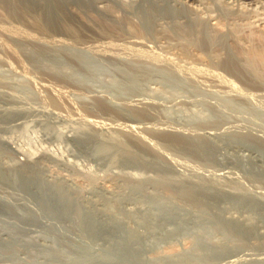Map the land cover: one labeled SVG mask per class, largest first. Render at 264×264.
<instances>
[{
	"label": "rangeland",
	"instance_id": "374dc122",
	"mask_svg": "<svg viewBox=\"0 0 264 264\" xmlns=\"http://www.w3.org/2000/svg\"><path fill=\"white\" fill-rule=\"evenodd\" d=\"M135 4V0H103L95 5L73 1L50 22L38 6L0 0V162L5 166L40 165L47 181L65 183L78 194L105 193L108 202L123 208L130 228L138 212L165 216L173 204L191 211L206 210L209 225L217 228V240L264 249V153L255 151L263 155L256 163L250 160L255 154L248 157L246 152L233 153L232 161L216 163L187 152L169 135L171 131L201 135L205 122L231 118V124L219 129L221 138L228 141L242 136L239 140L252 141L250 134L264 127V96L251 93L235 80L234 87L227 84L231 78L227 79L221 62L222 55L229 53L249 71L251 79H264L263 60L251 55L264 51V5L241 6L226 18L210 21L208 15L218 5L202 0L195 7L188 6L196 29L192 34L170 20L145 27ZM176 22L183 25L185 19ZM202 36L206 44L199 46ZM66 53H72L71 58ZM78 56L91 62L92 68L74 66ZM121 57L127 65L142 66L143 71L129 72L121 65ZM132 84L138 98L131 102L132 94L127 97L126 92ZM231 90L243 96L231 99ZM244 92L249 97L246 100ZM258 116L262 124L256 125ZM241 127L247 130L242 128V132ZM258 145L264 150V144ZM158 160L167 161L170 167L159 166ZM200 188L225 194L221 200L200 197L196 193ZM0 191V257L7 264H65L58 255L73 257V246L65 241L67 234L59 235L52 225L41 226L40 219H30L21 200L23 191L9 185H2ZM121 197L133 203H120ZM30 199L29 209H36V199ZM240 201L252 204L239 208ZM155 203L162 208L156 209ZM222 210L227 212V221L239 219L262 227L263 236L230 232L226 220L216 224ZM75 222L68 223L69 230L78 235L83 226ZM193 240L185 235L148 256L177 255L190 249ZM11 245L23 255L16 256Z\"/></svg>",
	"mask_w": 264,
	"mask_h": 264
},
{
	"label": "bare ground",
	"instance_id": "6f19581e",
	"mask_svg": "<svg viewBox=\"0 0 264 264\" xmlns=\"http://www.w3.org/2000/svg\"><path fill=\"white\" fill-rule=\"evenodd\" d=\"M16 1L27 5H33V7L34 6L40 7L42 14L44 15V17H46L45 19H48L50 22H53L57 20V17L59 16L60 13L59 11L66 10L70 2L76 1L85 5L87 4L95 5V2L99 3L103 0H5L7 4H14V2ZM135 1H137V5L135 4L137 6V7L135 6L136 14L142 18L143 24L146 25L145 27L148 26V28L150 27L153 28L155 25H158L159 22L161 21L163 22L166 20L167 21L170 20L172 24L175 22L174 23L175 25L176 24L178 26L180 25L181 27L179 26V28H183V29L185 28L187 30L186 31L187 33L189 32L195 34L196 29L194 30V27H192L194 25L192 19L191 18L189 19V14L187 10L190 8V7L188 8V6H192L193 4H198V3L201 4L202 0H135ZM209 1L218 5L214 11L215 13L208 15V20L210 21H216L220 19V17H225V15L230 11L232 12L237 11L238 7H239L238 10H240L241 6L245 7V5L247 6L251 5L252 7V5H255L256 7V5L259 6L264 5V0H209ZM178 19H183V20L185 19L184 24L182 25L181 23L183 22L181 21H179L181 23L178 24L176 22V20ZM174 24L173 26H175ZM203 39H205L203 38V36L201 39L199 38L198 41L202 43V44L200 43L199 46L206 44V42H203ZM252 53L255 56V58L257 57L263 60V62L261 60L260 62H262L261 64H264V51H260V50L259 52L253 51L251 52V55ZM66 54L68 57L71 58L72 53H66ZM222 56H224V58L222 59L220 58V59L222 65L224 66V70H226L225 73H227L226 75H228L227 79L231 78V80L229 79L230 81L227 84H230L231 86L233 85L232 87H234L235 84H232L233 82L232 80H235L236 82H239L242 85V87L246 86L248 87V89H251L252 91L249 90L251 93L254 91V93L257 92V94L260 93V95L264 96V79H262V77H261L262 80L259 79L260 80L259 82L254 81L253 79L250 78L251 76L250 77L248 76L247 73L249 71L246 72V70L242 66H240L241 64H239L238 61L234 59L231 54L227 53ZM82 59L83 58L81 56H78L73 61L74 66L76 65L81 69L92 68L93 64L91 62H87V61L83 62ZM120 60H121V65L126 67L129 70V72L143 71L142 66L127 65V62L125 63V61H123V58ZM225 78H223V81ZM226 80L225 83L228 81ZM75 81L80 84L82 83L78 79H75ZM221 83L223 84V82ZM223 86H221V88ZM227 86L229 87V85ZM129 87L130 90H128L129 91L128 94L126 92V96L132 94L129 97L130 100L132 99L131 100L132 102L133 100H135L134 98L137 96H135L136 95L135 91H134L135 95H133L132 93L134 84L130 85ZM239 87L240 85L238 86V88ZM225 88L227 87L225 86ZM237 91L240 92V88ZM234 92H232V90L230 91L231 96ZM245 92L244 95L246 94ZM246 95L244 100L249 98V97L246 98ZM237 96L240 97L243 95L233 94L231 99ZM252 97L253 94L251 98ZM238 99L240 100L241 98ZM102 103L105 104L104 101ZM107 108L109 109V107ZM233 109L235 108L233 107ZM233 109L230 108V110ZM240 112L241 111H238L237 113ZM124 116L126 118L131 119L130 117H128L129 115L126 116V114H124ZM259 117L260 116L257 117L258 120ZM226 120L227 119L223 121L219 120V123L205 122V124H203L204 126L201 129L202 131L201 135L189 136L183 132L181 133V131L180 132L177 131V133L176 132L174 133L172 131L171 132L168 131V132L170 133L169 135H171L175 143L178 144L181 143L184 145L187 152L189 151L190 153L192 152L197 155L207 156L208 158H210L211 161H214L216 163L232 161L234 159L232 155L233 153L242 154L243 152H246L248 157L250 156L249 155L250 153L255 154V151L264 153L263 152L264 150L262 149L263 147L261 148L258 145V143L264 144V130H262L264 127L263 128L261 127L262 131L254 130L255 131L254 134L251 132L253 130H249L250 133H252L250 134V136L248 135L249 138L251 137L250 140L253 139L256 142H253V140L247 141V139L239 140L240 138H243L242 136H240V138L237 140H235V138H237L235 137L233 140L228 139V141H226L227 139L223 140V138H221L222 133L220 134V132H218L219 129L223 128L222 126L228 124L229 120L228 121ZM258 120L256 122L254 121L256 125L258 122H261L262 124V121H264V120L262 121L260 120L258 121ZM229 124H231V122H229ZM261 124L260 126H262ZM226 126L224 127L225 129H227ZM244 127H241V129L239 128L236 129L242 130V128ZM244 129L242 130V132H244ZM245 130H247V128ZM238 132L239 131H237V133ZM244 136L247 137V135ZM6 147L8 150L10 151L12 150L10 145ZM262 156L263 155L260 156L259 154L256 153L254 156H252V158H250V160L256 163L264 157ZM157 163L159 164V166L169 165V163L164 160L163 161L158 160ZM14 164L5 166L3 163L0 162V189L2 185L3 186L9 185L18 192L23 191L24 195L20 197L21 200H23L26 203L25 204L27 210L26 213H28L30 219H32L33 222H36L37 220L40 219L39 223L41 224V226L48 224V227L49 226L51 227L52 225L53 227H55L53 230L58 232L59 235H61L62 233L65 235L67 234L69 236L65 241L70 246H73V250H72L73 257L70 256L66 257L61 254L58 255L57 256L58 259H60L63 262L66 263L72 262L74 264H264V249L257 250L256 248H258V245L257 246L256 245L244 246L239 244L236 245L234 242L226 241L224 238L221 240H217L214 236V234L217 231L216 230L217 228L216 229L215 227L212 228L209 225L212 223L210 218L209 217L207 218L206 214L204 215V213H206L205 212L206 210H204V213H202L200 211H191L183 207L182 208L173 207L172 204V206L168 207L169 211L168 213H166L165 216H159L157 214H153L151 211L138 212L137 216L133 218V227L130 228L129 226H126V224H128L127 219L129 220L130 218L125 216L126 214L123 213L122 210L123 208H120L118 204H111L110 202H108L105 193H100L98 191L92 193L87 191L85 192V194H80V193L78 194L77 192L69 188L65 183L63 184L61 182L47 181L45 176H43L44 172L40 165L35 164V165H30L31 166L30 167L25 164H21V165L18 164L14 165ZM167 167H170V165ZM196 193L200 197L212 196L213 198L218 197L220 200L222 195L225 194V192H223L222 190L211 189V188H207V189L200 188L196 190ZM108 194H113V193L109 191ZM31 197L33 199H36L35 201L36 209H29L30 205H28V203L32 204L31 203L32 200L30 199ZM119 202L124 204L133 203L131 199L126 197H121L119 199ZM72 203L75 205L74 207L72 206ZM251 204H252L251 201L250 202L240 201L237 205H239V208L242 206L247 208ZM159 205L161 204L155 203V208L158 210L162 208V206ZM220 212L221 213H218L216 217V222H217L216 224L218 225H221L222 222L226 220L225 214L227 212L225 210H222ZM82 213L83 216H81ZM80 218L81 220H79ZM77 221L81 222L83 226L79 231L80 234L78 235L73 233L72 231L70 232L69 230L70 228L69 224L75 222L77 225ZM226 227L230 232H235L242 236L244 235L248 237L263 236L261 234L262 227L253 224L249 225V223L245 221H240L239 219L228 220ZM82 231L86 233L87 237H84L85 235H83ZM103 231L107 233L110 232L111 234L100 235L99 232H103ZM185 235H191L192 237H194L193 240L194 243L190 249L181 251L177 255H173V256L168 254L158 255L152 258L148 256V253H152L153 251H156V249L157 250L160 249L162 244L172 241L179 242L181 238H183V236ZM11 248H13V251L16 253V256L17 255L19 256L20 254L23 255V252L17 246L11 245ZM0 264H7L5 258L0 257Z\"/></svg>",
	"mask_w": 264,
	"mask_h": 264
}]
</instances>
